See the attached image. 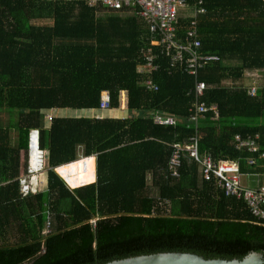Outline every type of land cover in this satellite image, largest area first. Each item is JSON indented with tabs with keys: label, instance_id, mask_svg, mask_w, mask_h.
<instances>
[{
	"label": "trees",
	"instance_id": "obj_1",
	"mask_svg": "<svg viewBox=\"0 0 264 264\" xmlns=\"http://www.w3.org/2000/svg\"><path fill=\"white\" fill-rule=\"evenodd\" d=\"M88 1L0 0V264H104L157 252L264 256V221L243 199L204 180L187 152L177 177L167 168L172 144L196 133L199 153L236 161L238 172L260 170L264 77L254 95L222 81L264 71V0H201L200 52L219 60L196 77L170 68L165 56L150 76L140 73L150 45L143 19L125 7ZM40 18L52 24L35 25ZM188 24L189 18H178L179 37ZM148 77L157 91L143 87ZM195 81L205 84L198 101L217 109L196 126L186 120ZM103 90L111 108L125 91L127 109L142 114L55 117L46 127V110L97 109ZM148 112L176 122L156 124ZM32 129L44 151L46 185L23 194L19 179L27 171ZM236 134L257 135L258 153L236 149ZM78 152L94 157L95 179L71 188L55 168L78 160ZM250 157L255 164H247Z\"/></svg>",
	"mask_w": 264,
	"mask_h": 264
},
{
	"label": "built area",
	"instance_id": "obj_2",
	"mask_svg": "<svg viewBox=\"0 0 264 264\" xmlns=\"http://www.w3.org/2000/svg\"><path fill=\"white\" fill-rule=\"evenodd\" d=\"M202 1L198 0L193 5H188L186 0H89L91 6L101 4L104 7L119 10L123 7L134 8L135 14L143 19L149 32V46L144 52V64L141 72L148 74L159 69L158 59L165 56L169 59L170 68L187 73L194 77L205 65L219 60L215 54H206L200 52V40L196 29V17L204 13L200 7ZM188 9L190 11L189 24L182 37L177 35V23L181 11ZM158 49L156 51V49ZM155 50V51H154ZM160 55V56H159ZM171 71V69H170ZM145 90L150 92L157 91L158 87L153 80L148 77L142 82ZM205 84L202 81H195L193 94L194 104L189 108V114L186 118L190 124H196L203 118L206 111H212L214 117L217 116L215 105L207 107L204 102L198 101L203 95ZM255 87H250L247 94L254 95ZM110 108L109 94L103 90L100 93L99 109ZM50 114H45L46 127L52 120ZM153 122L156 124L167 125L174 124L176 121L169 116H161L158 112L152 114ZM196 133L188 139V142L172 144L173 151L169 158L167 168L170 176L177 177L181 158L184 152L197 162L200 166V173L204 180L213 179L217 186L224 190L226 195L241 198L245 201L251 213L264 221V185L256 188L245 187L241 184L239 173L236 167L229 165L226 161H213L211 155L207 152L199 153ZM258 136L242 137L239 134L234 135V144L236 149H246L250 152H257ZM36 147V162L30 164V150ZM259 158H264V152L258 153ZM81 159V158H80ZM254 164L255 159L250 158L247 161ZM44 170V151L38 146V130L32 129L29 134L27 171L20 179L21 192L35 193L40 186V174ZM62 177V176H61ZM63 178V177H62ZM65 180V178H63ZM68 185V182L65 180ZM69 186V185H68ZM70 187V186H69ZM46 227H48L46 225ZM48 230L45 229L44 233Z\"/></svg>",
	"mask_w": 264,
	"mask_h": 264
},
{
	"label": "crops",
	"instance_id": "obj_3",
	"mask_svg": "<svg viewBox=\"0 0 264 264\" xmlns=\"http://www.w3.org/2000/svg\"><path fill=\"white\" fill-rule=\"evenodd\" d=\"M125 8H127V7H125ZM109 9H111V8H109ZM133 9L127 8V10H132V12L131 11L129 12L130 14H135V9L134 10ZM189 16H190V11L188 9L181 11L180 15H179V17H187V18H189ZM32 21L35 25L50 26L52 24V19H50V18H46V19L40 18V19H34ZM231 64L235 65L236 63L231 62ZM138 71L141 72V67L138 68ZM263 77H264V71L257 70V69H250V70H246L243 73L242 77H240L239 79L228 78V79L222 81V85L225 87H229V88H234V87H240V88L242 87L243 88V87H245L246 89H248L250 87H255L257 89L259 86H261L263 84ZM126 100H127L126 92L121 91L119 93L118 107H116V108L110 107V108L104 109V110H101L99 108H97V109L54 108V109L46 110L44 113V117H45V114H50L53 118H55V117H76V118L86 117V118H95V119H99V118L124 119V118H128L130 116H135V115L137 116V115L142 114L141 112L129 111L127 109V106H126V102H127ZM153 113L154 112H148V113H145V115L152 117ZM161 116H163V115H161ZM78 155H79L78 159L84 158L79 152H78ZM250 158H254V157H250ZM93 159H94V157H93ZM254 159H255V162H254V164H255L256 158H254ZM260 159H261L260 170L253 171V172L252 171L238 172L240 182L243 186L249 187V188H256V187H259L261 185H264V160H262L264 158H260ZM224 161L228 162L229 165L236 167L237 171H238V167H237L238 165H237L236 161H232V160H224ZM247 164H249V163L247 162ZM64 165H67V164H64ZM64 165H61V166H64ZM57 168H55V170H57ZM40 175H41V177L39 176L40 177L39 188L44 187L46 185V174L41 173Z\"/></svg>",
	"mask_w": 264,
	"mask_h": 264
},
{
	"label": "water",
	"instance_id": "obj_4",
	"mask_svg": "<svg viewBox=\"0 0 264 264\" xmlns=\"http://www.w3.org/2000/svg\"><path fill=\"white\" fill-rule=\"evenodd\" d=\"M104 264H264V256L260 252L250 251L242 259L225 260L208 259L187 252H157L112 260Z\"/></svg>",
	"mask_w": 264,
	"mask_h": 264
},
{
	"label": "bare ground",
	"instance_id": "obj_5",
	"mask_svg": "<svg viewBox=\"0 0 264 264\" xmlns=\"http://www.w3.org/2000/svg\"><path fill=\"white\" fill-rule=\"evenodd\" d=\"M36 162V147L30 150V164ZM60 176L65 178L71 188L92 183L95 179V166L92 156L78 159L57 168Z\"/></svg>",
	"mask_w": 264,
	"mask_h": 264
},
{
	"label": "rangeland",
	"instance_id": "obj_6",
	"mask_svg": "<svg viewBox=\"0 0 264 264\" xmlns=\"http://www.w3.org/2000/svg\"><path fill=\"white\" fill-rule=\"evenodd\" d=\"M248 89H249V88H248ZM248 89H246V92H247ZM255 92H256V90H255ZM248 95H249V94H248ZM41 173H45V170H42ZM40 177H41V175H40Z\"/></svg>",
	"mask_w": 264,
	"mask_h": 264
}]
</instances>
